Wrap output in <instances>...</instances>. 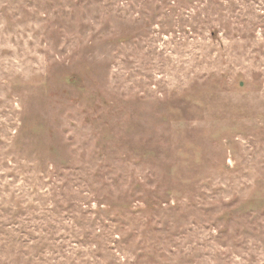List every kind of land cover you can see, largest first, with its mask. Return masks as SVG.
<instances>
[{
  "label": "rangeland",
  "instance_id": "rangeland-1",
  "mask_svg": "<svg viewBox=\"0 0 264 264\" xmlns=\"http://www.w3.org/2000/svg\"><path fill=\"white\" fill-rule=\"evenodd\" d=\"M0 264H264V0H0Z\"/></svg>",
  "mask_w": 264,
  "mask_h": 264
}]
</instances>
